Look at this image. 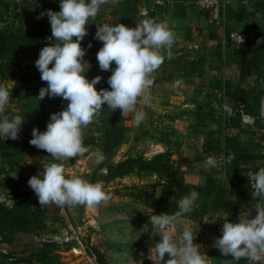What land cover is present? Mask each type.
Listing matches in <instances>:
<instances>
[{
    "label": "clouds",
    "instance_id": "9594fccd",
    "mask_svg": "<svg viewBox=\"0 0 264 264\" xmlns=\"http://www.w3.org/2000/svg\"><path fill=\"white\" fill-rule=\"evenodd\" d=\"M108 3L109 0H60V11L48 9L37 17H48L52 33L49 39L54 37L55 43L43 47L35 61L41 81L47 84L39 89L36 98L42 101L45 97H60L69 102L63 110L50 115L45 131L33 128V138L29 141L30 145L45 150L54 161L60 162L45 165L42 177L38 174L28 180L41 207H94L110 199L100 182L93 184L79 176L66 178L63 162L88 151L83 143V129L103 112L104 105L111 112L120 110L121 115L134 113V123L139 126L146 113L137 109L138 101L150 102L149 90L154 84L152 74L165 58H173L174 33L166 21L148 18L146 12L145 18L136 22L135 27L122 23L96 24L94 39L103 43L96 55L98 65L101 71L112 72L107 79L111 90L101 88L97 91L96 85L102 77L98 75L91 81L86 78L90 65L84 60L87 49L81 42L89 34L87 26L93 24L102 6ZM261 43L264 39L257 40V45ZM87 47L91 48V43ZM113 62L114 69L111 67ZM86 63L89 65L87 71ZM182 82L175 80L173 87H179ZM9 101V89L0 84V135L18 140L24 118L17 115L10 119L4 114ZM225 110H228L227 105ZM204 164L215 167L217 160L209 156ZM247 177L253 189L248 213L240 214L235 223L224 220L222 236L214 238L213 247L223 256H231L232 261L244 258L251 264H264V167L255 173L249 171ZM198 198L199 193L193 190L178 201V210L173 214L150 215L153 235L161 237L150 248L154 264H208L209 258L202 252V246L194 243L196 234L191 229L183 228L178 238L172 231L185 214L194 210Z\"/></svg>",
    "mask_w": 264,
    "mask_h": 264
},
{
    "label": "trees",
    "instance_id": "16d2710c",
    "mask_svg": "<svg viewBox=\"0 0 264 264\" xmlns=\"http://www.w3.org/2000/svg\"><path fill=\"white\" fill-rule=\"evenodd\" d=\"M196 1L171 0L166 6L156 9H151L150 2L147 7L149 9L147 15H153L155 20L163 21L166 14L170 18V7L175 3L174 15L183 17L189 6L196 4ZM10 3H13L11 9ZM133 5V0H125L120 9L121 20L125 24H129L128 20L133 17ZM254 5L264 8V1L256 0ZM48 9L60 11L59 3L55 0H23L21 2L0 0V82L12 83L10 90L12 100L20 96L23 90L40 78L41 73L35 66L40 49L42 46H50L55 43V39H49L51 30L47 28L48 17L45 15L43 18L37 19L41 12ZM3 11L9 15L11 21L2 18ZM226 16L235 22H242L244 30H246L245 27H247L252 13L245 6H241L237 10L230 7L226 10ZM96 24L102 23L95 20L93 24L87 26L89 34L81 42L82 45L89 44L90 33L97 27ZM229 30L227 31L228 36L230 35ZM258 39L250 38L232 49L231 54L239 69V79L236 85L231 87L226 83L222 87V81H211V86L219 91L215 97L221 104L219 113L213 108H208L199 109L195 114L198 126L204 125L208 119L213 120L209 127L204 152L223 153L230 157V162L226 164V166L228 165L226 172L228 174L235 173L234 179L222 180L210 174L201 184L188 182L181 168V162L174 157L172 149H167L151 157L144 154L128 153L118 162L106 163L103 165L107 169L104 181H114L131 175H136L140 179L146 176H156L154 181L134 183L124 187L126 196L135 202L142 203L154 214L164 212L173 214L178 210V201L193 190L199 193V198L195 203L194 210L184 216L193 221H201L210 213L221 212L232 215L239 211L249 210L252 203L251 192L253 191L246 175V170L249 167L241 169L240 164L246 160L261 158L263 155L250 149V145L240 139L239 133L227 132L224 134L223 131L228 128H237L239 132H244L246 129L243 128L239 116L224 118L221 114L226 102L239 99L245 103L246 111L256 118L255 125L258 124L260 128H264V124L261 123L264 98V43L257 45ZM205 64L204 56L191 58L187 52H183L173 56L170 60L165 58L159 69L168 73L173 81L181 79L186 82L192 77H202ZM252 78V83H249ZM101 88L111 90L107 80H102L96 85L97 91ZM105 107L107 108V105ZM4 114L10 119L17 116L7 106ZM110 114L109 120H107L111 126L103 133L97 134L94 131V123L83 129V143L86 148L97 146L107 154L116 150L123 142L124 128L119 123L123 115L120 110L110 111ZM252 134L257 133L252 132ZM160 138L165 140V134H161ZM259 138L264 141V133H261ZM31 139H25L20 133L18 140L7 139L0 135V162L6 164L3 169L5 172L15 168L16 156L26 150V153L31 157L34 174H40L42 177L44 166L51 163L49 161L51 156L45 150L30 145ZM35 152L47 154L48 161L36 158ZM95 181L94 177L93 182ZM253 211L255 210L253 209ZM43 215L44 209L39 204L34 205L26 200L15 202L11 206L0 204V234L6 241L12 242L18 233H30L37 228L43 229L45 228ZM136 216L141 217V214L136 213ZM94 252L98 264H109L103 252L99 249H95Z\"/></svg>",
    "mask_w": 264,
    "mask_h": 264
},
{
    "label": "crops",
    "instance_id": "0c3cea01",
    "mask_svg": "<svg viewBox=\"0 0 264 264\" xmlns=\"http://www.w3.org/2000/svg\"><path fill=\"white\" fill-rule=\"evenodd\" d=\"M55 1L60 3V0ZM124 1L109 0L108 4L102 6L95 20L102 23L107 16L120 15V9ZM241 6H245L252 13L247 27H245L247 28L246 30L253 34L252 38L258 39L259 37V39H264V8H260V6L256 7L254 1L217 0V4L212 9L205 10H202L196 4H191L186 15L183 17L174 15L175 3H173L170 7L171 16L167 22L169 28L175 35V41L172 47L173 56L180 55L183 52H187L191 58L194 56H204L206 59L204 75L202 77H192L188 81L182 82L179 87H173L174 81L168 73L158 69L152 74L154 79L152 101L149 102L150 107L146 105L147 107H144L143 111L146 115L150 110L159 115V119H157L154 127L164 132L162 134H165V140L160 137H152L150 140L146 138V140L150 141L151 149L149 148L148 152H139L138 154L151 157L158 152L172 149L174 157L181 162V168L186 180L194 184L205 182L206 177L210 174L222 180L234 179L235 177V173L228 174L226 172L228 168L226 164L230 162V157L223 153L215 154L204 152L209 127L212 125L213 120L208 119L204 125L198 126L195 114L199 109L213 108L218 113L220 111L221 104L215 98L219 94V91L211 86V81H222V87L226 83L231 87L238 83L239 69L231 54L235 46L229 44L228 40L230 35L228 36L227 31L230 29L231 34L235 28L244 30V24L230 20L226 16V10L230 7L237 10ZM47 28L51 30L49 20ZM252 81L253 78L249 80V83H252ZM261 123L264 124V98L262 101ZM141 124L139 126L135 125V131L142 130ZM243 128L246 131L239 132L237 128H228L223 133H239L240 139L248 143L250 149L255 153L263 155V157L243 161L240 164V168L244 169L251 166L264 167V141L259 138V135L264 133V128H260L258 124L252 126L243 125ZM252 132L257 134H252ZM143 139L142 136H136L133 139L134 144L140 143ZM209 156L217 160L215 167L205 166L204 160ZM128 177L130 176L122 178V180ZM133 177L137 178L140 183L146 182L144 181L145 178L148 180L151 179L149 181L156 179V176H146L142 179L136 175ZM134 183L136 181H133ZM126 197L128 198L126 208L118 205L112 207L103 219L94 222V226L95 228H101L106 227L107 223L112 224L115 222L118 228L122 227L120 230L126 229L130 231L133 235H136L134 236L135 238L142 240L148 239L149 244L147 246H145L146 243H143L144 245L141 243L140 246L133 244L132 248L134 250H140L138 252L149 258L148 264H154L150 257V248L156 244L154 241L155 237L159 240L161 238L157 234L153 235V228L149 222L150 215L154 213L142 203L135 202L128 196ZM96 208H100L99 205ZM132 213L141 214V218H134ZM247 213L248 210L239 211L232 215L221 212L210 213L201 221H193L186 217L182 218L183 221L179 225L180 230L177 231V238L183 228H185L182 226V222L185 221V226H189L190 229L197 230L200 233L197 244L202 246V252L208 256V264H216L214 261L215 257L218 256L216 254H221V252L219 249L213 247L214 238L222 236L221 228L224 220L235 223L238 222L240 214L246 215ZM255 214L256 212L252 210V215L255 216ZM67 217L71 223L74 221L69 213ZM178 224L180 223L178 222ZM109 228L111 227L109 226ZM143 246L145 247L143 248ZM128 256L115 254L111 251L110 264H120ZM223 258L226 260L225 264H236L235 261H232L233 258L231 256H223ZM167 259L168 257L165 256V260ZM132 261L137 262V259L134 258ZM240 264H251V262L242 258L240 259Z\"/></svg>",
    "mask_w": 264,
    "mask_h": 264
},
{
    "label": "rangeland",
    "instance_id": "374dc122",
    "mask_svg": "<svg viewBox=\"0 0 264 264\" xmlns=\"http://www.w3.org/2000/svg\"><path fill=\"white\" fill-rule=\"evenodd\" d=\"M133 1V17L131 20H128L129 24L122 22L121 14L118 16H107L102 24L107 23L109 25H115L122 23L128 27H135L136 22L145 18L142 14V8L144 6L148 7L150 1ZM12 4L13 3H10V9ZM5 13L6 12L3 11L2 18L11 21L9 15ZM147 17L155 19L153 15H147ZM96 31L97 27L91 31L89 36V43L92 45L91 48L87 47L88 44H81L83 48L87 49L84 60L90 65V67L87 63L85 65L86 71L89 67L85 74L89 81L98 75L102 77V80H107L112 74L111 71H101L99 68L96 55L99 49L103 46V43L94 39ZM49 67H52V65H49ZM111 67L113 69L116 67L115 62H113ZM0 84L5 85L9 91L11 90V82H0ZM46 86V82H43L38 78L32 85L23 90L20 96L16 99L12 100L10 97L7 107L15 112L16 115L24 118L20 134L25 139L33 138V128H38L41 132L45 131L50 115L63 110V108L69 103L60 97H45L44 100L39 101L36 98L39 95V89ZM152 96L150 102L152 101ZM146 105H149V103L145 104L141 99L138 101L137 109L143 110L144 107H147ZM109 115H111L110 111H108L104 105L103 112L98 117L94 118V121L92 122L95 124L94 131L97 134L103 133L111 126V123L108 122ZM157 119H159V115L150 110L145 116V119L141 122L142 128H140L142 130L135 131L134 113L123 115L119 123L124 128V140L116 150L106 154L100 147L91 146L87 148L88 151L83 156L64 161L66 178H71L73 176L86 178L85 176H88L91 171L87 161L89 162L95 157L102 156L103 159L96 167L91 183H102L103 189L110 195V199L106 202H101L99 204L100 208L94 206V208L97 209L94 216H91L90 214L93 207H87L85 205L64 208L56 207L55 205L42 207L44 209L42 219L43 223H45V228H37L30 233H18L12 242L6 241L3 238V235L0 234V264H98L97 256L94 252L95 249H99L105 254L106 260L109 264L111 251L123 256L129 255L128 258L121 261L120 264H129V261L134 258H136L139 263L142 262L148 264L149 258L138 252L140 250H134L132 248L133 244L140 246L141 243H146L145 246H147L149 244L148 239L142 240L135 238L134 236L136 235H133L130 231H127L126 229L120 230L122 227L118 228V225L115 222L112 224L106 222L107 226L101 228H95L94 222L103 219L107 212L116 205L126 208V205H128V198L125 195V185L133 184V181L140 183L137 178L133 177L135 175L124 180L119 179L105 182L104 176L107 173V169L103 165H106V163L118 162L128 153L138 154L139 152H148V149H151V144L146 138L150 140V138L160 137L161 134L164 133L162 130L154 127L155 123H157ZM136 136H142V138H144L143 141L134 144L133 139ZM34 156L43 161H48L47 154L35 152ZM49 161H51V163H60L59 161H54L52 158ZM16 162L17 164L15 168L9 172L3 170L6 164L0 162V191L5 194L4 197H1L2 199L0 198V204H9L11 206L13 203L22 200L31 202L34 205L39 204L37 196L28 185V180L32 176L38 175L34 174L30 155L26 153V150H23L22 154L19 153L18 156H16ZM94 177L96 179L95 182H93ZM149 180L147 178L144 179V181ZM68 213L73 217L74 221H72V223L67 217ZM132 215L134 218L137 217L136 213H132ZM179 223L180 224L177 223L173 226L176 228V236L177 231L180 230L179 225H181V222ZM108 224L111 228H109ZM182 226L189 228V226H185V221L182 222ZM174 228H172V230H175ZM65 231H70V233L72 232L74 235L73 240L69 243H63L61 241ZM191 231L194 235L196 234L194 243L197 244L199 242H197V239L199 238L200 233H198L197 230L191 229ZM154 241L157 242L159 239L155 237ZM145 246H143V248ZM221 255L222 254H216L217 257H215L214 260L216 264L226 263V260ZM166 257L168 256L166 255ZM151 259L153 260L154 257H151ZM235 263L240 264V260L235 261Z\"/></svg>",
    "mask_w": 264,
    "mask_h": 264
},
{
    "label": "built area",
    "instance_id": "2783aa9c",
    "mask_svg": "<svg viewBox=\"0 0 264 264\" xmlns=\"http://www.w3.org/2000/svg\"><path fill=\"white\" fill-rule=\"evenodd\" d=\"M6 1H9V2H21L23 0H6ZM149 1L151 2V9L162 8V7L166 6L168 3L171 2V0H149ZM251 1H256V0H251ZM216 4H217V0H197L196 1V5L199 8H201V9H212ZM145 12L147 14L149 12V9L147 7H144L142 9V14H144ZM168 20H169V17L167 16V14L164 15V20L163 21L167 22ZM51 36H52V33H51L50 37ZM252 36H253V34L250 31H248V30H242V29L235 28L231 32L228 42H229L230 45L237 46V45H240L241 43L246 42L247 40L252 38ZM240 37H242V40H241ZM53 39H55V38L53 37L50 40H53ZM152 88H153V86L149 90L150 91V96H152ZM225 105L228 106V110L227 111L225 110ZM225 105H224V107L222 109V114H221L222 117L229 118V117H232V116H239L241 118V122H242V124L244 126H249V125L252 126V125L255 124L256 118L246 111L245 103L242 100L238 99V100L231 101V102H228V103L226 102ZM259 169H260L259 167H249L246 170V175H247V173L249 171L255 173ZM249 184H250V187H251V181L250 180H249ZM2 196L4 197L5 194L0 191V198ZM6 205H9V204H6ZM96 212H97V209L93 207L91 209V211H90L91 216H94L96 214ZM172 228H174V227H172ZM174 229L175 230H172V231H174L175 234H176V228H174ZM157 235H159V234H157ZM73 238H74V235L72 234V232L70 233V231H65V234H64V236H63L61 241L63 243H69V242H71L73 240ZM129 264H145V263H142V262L141 263H137V262H134V261L131 260V261H129Z\"/></svg>",
    "mask_w": 264,
    "mask_h": 264
},
{
    "label": "water",
    "instance_id": "95a60500",
    "mask_svg": "<svg viewBox=\"0 0 264 264\" xmlns=\"http://www.w3.org/2000/svg\"><path fill=\"white\" fill-rule=\"evenodd\" d=\"M90 158V157H89ZM101 159L100 157H95L94 159L90 160L89 162L87 161V164L90 166L91 171L89 172V175L85 176L90 182L92 181V177L94 175V171L96 167L100 164Z\"/></svg>",
    "mask_w": 264,
    "mask_h": 264
}]
</instances>
